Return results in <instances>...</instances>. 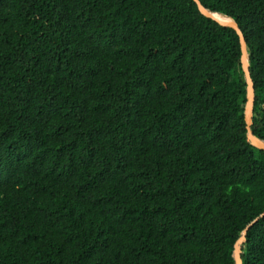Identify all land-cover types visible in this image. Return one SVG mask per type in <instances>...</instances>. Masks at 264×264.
<instances>
[{"label": "trees", "instance_id": "16d2710c", "mask_svg": "<svg viewBox=\"0 0 264 264\" xmlns=\"http://www.w3.org/2000/svg\"><path fill=\"white\" fill-rule=\"evenodd\" d=\"M199 1L264 143V0ZM240 57L193 0H0V264H234L264 211Z\"/></svg>", "mask_w": 264, "mask_h": 264}, {"label": "water", "instance_id": "95a60500", "mask_svg": "<svg viewBox=\"0 0 264 264\" xmlns=\"http://www.w3.org/2000/svg\"><path fill=\"white\" fill-rule=\"evenodd\" d=\"M197 7L198 10L206 16L207 18H210L217 22L221 26H226L230 27L233 30L236 31V33L239 36V41H240V49H241V57H240V63H241V68L244 72L246 83H247V94H246V103H245V108H244V121H245V126H246V131H247V139L249 140L250 144L260 150H264V143L256 137L254 134H252L250 127L252 124V118H253V99H254V90H253V82L252 78L250 76V71L248 67V63L246 61V55H245V50H246V44L244 40V36L242 34V31L239 29L238 25L231 20H227L225 18L218 19L211 13L207 11V9L200 3L199 0H193ZM264 216V211L258 215L250 224H248L244 230L242 235L237 239V241L234 244V249H233V260L234 264H242L241 256H240V244L244 241L245 239V233L246 231L250 228V226L255 223L260 217Z\"/></svg>", "mask_w": 264, "mask_h": 264}]
</instances>
